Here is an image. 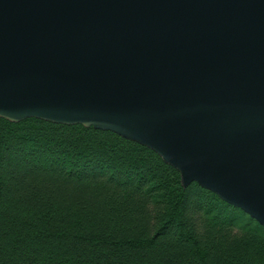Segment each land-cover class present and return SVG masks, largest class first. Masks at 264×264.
<instances>
[{"label": "water", "instance_id": "95a60500", "mask_svg": "<svg viewBox=\"0 0 264 264\" xmlns=\"http://www.w3.org/2000/svg\"><path fill=\"white\" fill-rule=\"evenodd\" d=\"M0 118L136 142L264 230V0H0Z\"/></svg>", "mask_w": 264, "mask_h": 264}, {"label": "trees", "instance_id": "16d2710c", "mask_svg": "<svg viewBox=\"0 0 264 264\" xmlns=\"http://www.w3.org/2000/svg\"><path fill=\"white\" fill-rule=\"evenodd\" d=\"M0 264H264V230L136 142L0 118Z\"/></svg>", "mask_w": 264, "mask_h": 264}]
</instances>
